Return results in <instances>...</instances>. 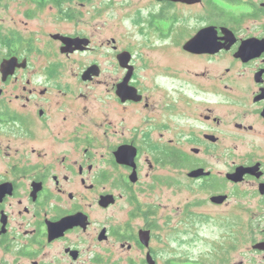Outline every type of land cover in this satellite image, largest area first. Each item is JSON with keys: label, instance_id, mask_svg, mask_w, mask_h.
Masks as SVG:
<instances>
[{"label": "flooded vegetation", "instance_id": "flooded-vegetation-1", "mask_svg": "<svg viewBox=\"0 0 264 264\" xmlns=\"http://www.w3.org/2000/svg\"><path fill=\"white\" fill-rule=\"evenodd\" d=\"M140 2L0 35V264H264V0Z\"/></svg>", "mask_w": 264, "mask_h": 264}, {"label": "rangeland", "instance_id": "rangeland-1", "mask_svg": "<svg viewBox=\"0 0 264 264\" xmlns=\"http://www.w3.org/2000/svg\"><path fill=\"white\" fill-rule=\"evenodd\" d=\"M65 5L74 11L72 21L59 20L54 15L56 10L48 5L38 9L29 0H0V35H41L58 30L87 35H114L118 39L126 38L125 35H140L139 16L135 13L143 5L140 0H89L83 5L72 1ZM31 10L35 12L29 17L26 13ZM244 235L248 239L246 233Z\"/></svg>", "mask_w": 264, "mask_h": 264}, {"label": "trees", "instance_id": "trees-1", "mask_svg": "<svg viewBox=\"0 0 264 264\" xmlns=\"http://www.w3.org/2000/svg\"><path fill=\"white\" fill-rule=\"evenodd\" d=\"M29 1L32 3H35L38 9L39 8H41V9L45 8L46 5L52 4L54 6L59 7L60 10L65 11L66 7H67V5H66V7H64L65 4H70V3H72V1H77V3H84V2H87L89 0H29ZM34 12L35 11H32V10L28 11L26 13V15L31 17V16H33ZM66 16H67V18L71 17V15L69 13H66Z\"/></svg>", "mask_w": 264, "mask_h": 264}, {"label": "water", "instance_id": "water-1", "mask_svg": "<svg viewBox=\"0 0 264 264\" xmlns=\"http://www.w3.org/2000/svg\"><path fill=\"white\" fill-rule=\"evenodd\" d=\"M171 1H181V2H189V3H192V2H197V1H199V0H171ZM197 37H199V35H197V36H196L191 42H189V43L187 44V46H188L189 44L193 43L194 41H196ZM235 175H236V174L234 173V174H231L230 176H231L232 178H234ZM258 247L260 248L261 246H258Z\"/></svg>", "mask_w": 264, "mask_h": 264}]
</instances>
